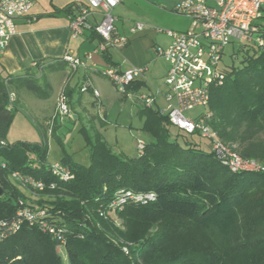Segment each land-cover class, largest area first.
I'll use <instances>...</instances> for the list:
<instances>
[{
    "label": "trees",
    "instance_id": "16d2710c",
    "mask_svg": "<svg viewBox=\"0 0 264 264\" xmlns=\"http://www.w3.org/2000/svg\"><path fill=\"white\" fill-rule=\"evenodd\" d=\"M238 55V65L221 67L224 82L209 89L208 124L243 160L264 168V49L241 43L231 57ZM8 86L41 100L51 95L35 77L0 74V264H65L59 248L67 264H264V173L230 172L197 133L173 137L167 116L144 109L141 129L151 141L142 156L115 155L100 134L81 129L90 163L79 165L63 149L59 163L72 175L65 182L51 173L47 143L6 141L13 119ZM193 135L200 140H187ZM13 174L44 189L13 181ZM122 189L155 200L106 211L104 220L99 210ZM27 191L51 198L30 203ZM24 209L35 220L20 218Z\"/></svg>",
    "mask_w": 264,
    "mask_h": 264
},
{
    "label": "built area",
    "instance_id": "2783aa9c",
    "mask_svg": "<svg viewBox=\"0 0 264 264\" xmlns=\"http://www.w3.org/2000/svg\"><path fill=\"white\" fill-rule=\"evenodd\" d=\"M124 0H85V4L79 12L70 20V32L72 38L82 36L85 29L93 30L102 43L97 50L105 53L108 48L120 47L125 43L124 38H118L114 29L112 11ZM32 0H0V53H3L12 37L16 33L15 19L29 14ZM174 12L191 19V28L186 32L167 30L166 35L170 39V45L165 49L158 48L156 54L169 66L164 83L168 91L162 98L167 106L166 116L169 124L182 133L191 135L197 133L201 139L209 144V149L215 158L221 162L230 172H255L264 173V168L253 161L243 160L236 152V146L222 142L216 132L210 127L208 121L211 114L207 111L201 117L189 119L184 112L195 108H208L209 89L214 85L224 82V74L220 64L222 53L227 45L232 42L245 44L256 43L264 49V37H260V20L264 14V0H180L175 6ZM94 13H101L102 19L96 26L88 22V18ZM143 26L137 24L131 32L141 31ZM90 57V56H89ZM71 70L83 67L84 63L78 58L66 56ZM144 73V69H132L120 72L116 68H107L101 74L111 82L117 93L130 98L129 88ZM86 86L80 88V92H86ZM93 97L99 99V93L92 91ZM156 90L150 95L136 97L142 108L150 109L155 99L160 96ZM67 97L62 93L56 100L57 116L61 122L72 119ZM48 133H51V122ZM145 144L138 143L137 152L142 156ZM2 169L4 163H0ZM52 175L60 180L69 178L67 169L60 163L51 165ZM12 179L19 180L34 190L41 191L44 185L30 178L21 179L13 174ZM153 194L135 193L130 190H119L113 200L108 204L111 212L119 211L124 204L146 205L154 202ZM43 216V213L38 214ZM27 222L35 220L29 210L24 209L20 214ZM19 220L11 224V232L19 229ZM0 223V240L5 236ZM45 228L48 229L46 226ZM50 234L62 242V237L53 229ZM126 251V250H125Z\"/></svg>",
    "mask_w": 264,
    "mask_h": 264
},
{
    "label": "crops",
    "instance_id": "0c3cea01",
    "mask_svg": "<svg viewBox=\"0 0 264 264\" xmlns=\"http://www.w3.org/2000/svg\"><path fill=\"white\" fill-rule=\"evenodd\" d=\"M179 1L124 0L112 11V15L115 34L118 38H124L125 43L100 53L96 50L102 39L93 30L85 29L82 36L71 37L70 18L78 14L85 0H32L29 14L15 19L16 33L7 49L0 53V74L35 78L38 72L45 75L51 95L46 100H38L49 101L54 97V103L48 108L41 104L36 108L37 111L34 110L37 116L36 126L42 139L34 143L48 145L49 139L53 138L58 144H62L61 137H69L81 119L85 120L92 134L98 133L105 140L100 127L107 123L110 113L106 109L109 106V97L101 86V81L107 78L101 73L109 67L120 72L144 69L143 75L129 88L132 105L139 106L138 114L142 126L144 118L141 111L144 108L135 102L136 97L140 95H150L158 90L161 95L155 99L150 109L166 116L167 106L162 96L168 91L164 80L169 66L157 56L156 51L170 45L167 30L186 32L191 28L190 18L174 12ZM101 19V13H94L88 18V22L96 26ZM260 23L264 24V14ZM137 24H141L143 29L132 33L131 30ZM66 56L80 59L84 66L71 70L69 64L64 61ZM109 83L111 84L110 81ZM52 84L58 88L55 94ZM83 86L88 90L82 93L80 88ZM92 91L99 93V99L93 97ZM61 93L67 96L73 114V128H69L70 122L56 124L52 136H49L45 124L53 115L56 99ZM86 94L92 98L90 105L84 100ZM125 99L127 98L121 96L122 101ZM121 100L118 101L121 103ZM61 257L63 259L62 255Z\"/></svg>",
    "mask_w": 264,
    "mask_h": 264
},
{
    "label": "rangeland",
    "instance_id": "374dc122",
    "mask_svg": "<svg viewBox=\"0 0 264 264\" xmlns=\"http://www.w3.org/2000/svg\"><path fill=\"white\" fill-rule=\"evenodd\" d=\"M241 43L239 42H232L225 47L223 56H222V63L220 64V68L223 67L225 64L228 65H238L239 58L241 55H238V58H232V54L239 48ZM42 71V70H41ZM37 83L42 86L43 88L45 84H47V80L43 72H38L36 74ZM102 89L106 90L107 96L109 97V106L106 107L107 111L110 113L109 119L107 123L100 127L101 134L104 136L106 143L111 147L113 153L119 156H126L129 158H137L139 156L137 152V146L139 142L144 144L149 143L151 141L150 136L141 130V120L139 117V106L132 105V102L129 98L125 99V101L121 100V96L116 92L114 87L109 83L107 79L101 81ZM53 85L54 94L57 92V86ZM9 98L10 103L13 106L11 108L13 119L11 125L9 127L8 134L6 136V141L9 144H14L15 142H30L34 143L36 141H40L41 136L39 134V130L36 126L34 110L37 111V107L44 104V108L50 107V104L53 105V98L49 101H41L38 100L35 96H33L30 92L27 91L26 88L23 86H8ZM62 94V93H61ZM64 94V93H63ZM65 95V94H64ZM60 94L58 95V97ZM66 96V95H65ZM57 97V99H58ZM67 97V96H66ZM56 99V100H57ZM96 99V98H95ZM121 100L120 103L118 100ZM84 100L88 101L87 105L92 103V98L89 97L87 94L84 95ZM207 112V108H195L191 111L184 112V116L189 119H195L201 114H205ZM210 114V113H209ZM57 116V108L55 106V111L53 115L49 118L46 122L45 126L50 128L49 123L51 122V133L56 126V124L67 123L70 122L69 128H73V122L71 119L63 120L62 122L56 118ZM81 129L87 130L90 134H92L91 129L87 126V123L84 119L76 123L75 130H72V133L69 137H61L63 148L60 144H58L53 138L49 139L48 141V148L49 153L47 157V161L49 164L54 165L56 161L60 159L63 155V149H65L66 153L70 155L74 162L78 163L79 165L88 166L90 163V155L85 146V141L83 139L82 133H80ZM177 130L173 127L171 128V133L173 137L176 136ZM37 137V138H36ZM187 140L191 141H199L196 135L193 136H186ZM185 138L179 137V142L183 143ZM202 147L207 149V143L205 140H201ZM59 163V162H58ZM68 174L69 171L67 170ZM72 178V175H69L65 182L69 181ZM31 179V178H30ZM14 181V179H12ZM42 191V190H41ZM38 192V191H37ZM119 192V190L117 191ZM26 196L30 198L29 202L32 203V200H40L43 201L50 200V196H40L39 193L33 194L34 192H24ZM124 204L119 207V211H123L125 206ZM108 206L106 205L102 210H99V216L104 220L107 219L106 211L108 210ZM114 222V220H113ZM115 222H118L115 220ZM126 250V251H125ZM127 247H122V251L127 254ZM60 256H63L64 263L67 264L66 259L64 257L63 248H59ZM62 258V257H61Z\"/></svg>",
    "mask_w": 264,
    "mask_h": 264
},
{
    "label": "water",
    "instance_id": "95a60500",
    "mask_svg": "<svg viewBox=\"0 0 264 264\" xmlns=\"http://www.w3.org/2000/svg\"><path fill=\"white\" fill-rule=\"evenodd\" d=\"M2 195V189L0 188V196Z\"/></svg>",
    "mask_w": 264,
    "mask_h": 264
}]
</instances>
